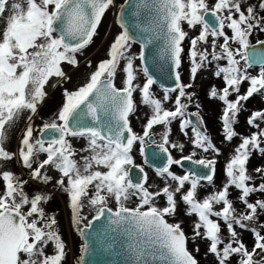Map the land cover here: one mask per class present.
Segmentation results:
<instances>
[{
  "label": "snow or ice",
  "instance_id": "obj_1",
  "mask_svg": "<svg viewBox=\"0 0 264 264\" xmlns=\"http://www.w3.org/2000/svg\"><path fill=\"white\" fill-rule=\"evenodd\" d=\"M112 9L119 31L105 58L95 66L85 58L89 71L82 82L66 87ZM257 34H264V0H0V264H66L69 250L58 213L47 207L58 194L66 198L70 228L81 238L75 264L117 244L123 264H201V243L210 264H264V166L252 173L248 168L254 154L264 158V109L247 117L250 134L241 136L234 127L245 102L264 98V39ZM149 53L174 78V87H164L161 97L153 91L157 79L147 66ZM185 56L188 83L180 71ZM254 65L255 75L249 72ZM209 67L222 84L212 85L207 95L222 103L223 139H240L219 187L220 149L201 131L200 112H188L196 76ZM57 88L60 106L35 125L50 90ZM134 94L149 110L141 132L130 120L138 110ZM174 121L191 145L190 154L179 159L170 149L184 153L185 144L170 139ZM157 126L163 129L159 143L153 139ZM14 129L20 135L10 151L6 145ZM74 141L84 143L77 148ZM149 144L159 149L154 160L166 156L155 168L160 184L149 183L134 158L135 151L144 157ZM198 150L215 156L194 159ZM12 161L26 171L7 169ZM183 161L207 171L171 170ZM134 169L138 179L130 175ZM30 183L36 186L28 191ZM206 186L212 190L202 195ZM178 209L187 222L178 218ZM102 218L106 223L96 228ZM245 232L251 234L250 246Z\"/></svg>",
  "mask_w": 264,
  "mask_h": 264
},
{
  "label": "rangeland",
  "instance_id": "obj_2",
  "mask_svg": "<svg viewBox=\"0 0 264 264\" xmlns=\"http://www.w3.org/2000/svg\"><path fill=\"white\" fill-rule=\"evenodd\" d=\"M118 31H119L118 25H116L114 23V20L108 19L107 15H106L103 18L102 23L98 29L99 34L96 36V38H94V43L91 45V46H93V45L95 46L94 47L95 50L92 51L91 53H89L90 55H87L86 52H88V51H85L83 53V55H81L79 57V59L81 61V67L78 71H76L73 74L72 81L69 84L65 85L66 87H69L74 82H76L78 84L82 82L83 74L86 71H89L86 67L85 58L92 60L93 66H95V64L98 60L105 58L106 49H107L109 43L111 42L112 38L118 33ZM189 33H190V35L196 34V32H192L191 30H189ZM257 35H258L259 39H264V34H257ZM251 39H252V43H255L256 37H253ZM184 47L187 50V48H188V42L187 41H185ZM90 48L88 50H90ZM132 51H135V48H133ZM241 63L243 64L244 62L241 61ZM258 70H259V67H253V68L249 69V72H251V74L255 75L258 72ZM180 71H181L182 81L185 83H188L189 82V63H188L186 56L184 58V62L182 64ZM140 78L143 79L142 76H140ZM118 82L120 83V77L119 76H118ZM212 85H216L217 87L222 86L221 81L212 75V68L209 67V68L202 69L197 74L193 88L190 90V91L196 92V94L199 93L200 97H199V99H196V96H195L193 103L189 107L193 108V110H195L196 112L197 111L200 112V115H202V117L204 119V124L206 127L207 135L211 138L212 142L216 145V147L220 149V155L219 156H215V154L211 153V152L202 153V152H199V150H198V156L194 157V159H197V158H200L201 156H206L207 158H213L215 156V158L217 160V165H216L217 171H216V176H215V184L217 187H219L222 184V182H224L226 179L224 176V171H223L224 165L227 162V159L233 154V150H234L235 146H237L240 143V139H239V137H237V138H234L233 141H231V142L225 141L223 139L222 125H221V122L219 119V117L221 115L222 103L217 101V100L210 99L207 95V92ZM247 86H248L247 83H245L241 86V92L242 93L246 90ZM57 95H61V91L59 88H57L55 90H50L49 98L47 99L44 107L40 109L39 115L35 118L36 122L41 123V121L46 120V118H47L46 116L50 113V111H51L50 109H52V105L54 104L53 102L56 101L54 96H57ZM161 96L162 95H157V97H161ZM196 103L200 104L199 110L195 107ZM137 104H138V110H137L138 117H136V124H135L136 128H135V130L137 132H141L142 131V125L146 122L145 117H144V113L148 112L149 110L146 107H144L143 105L139 104V97L138 96H137ZM165 107H171V102H167L165 104ZM261 109H264V98H262L259 95H255L254 97L250 98L249 101L245 102V110H243L239 114V117H238L239 122L234 126L235 130L238 133H240L241 136L248 135V134H250L251 131H254V129H251L247 125L246 120H247V117L250 115L251 111L261 110ZM50 116H49V118H50ZM171 127H172V133H171V137H170L171 141L176 142V143H184L185 144V152L184 153L179 152V150H177V149H170L172 155L175 158L179 159V157H181L182 155L190 154L191 145L188 143V138L185 137L179 131L178 121H174L172 123ZM162 131H163L162 126H157L154 129L155 135L153 136V138L156 141V143H159L161 141ZM186 131H188L189 136L192 135L190 128L186 129ZM14 132H16V129H15V131L12 130L9 133L10 138H9V142L6 145V147L10 151H15L17 148L16 140H15V143L13 142L15 139V133ZM83 143L84 142L81 141L80 147L83 145ZM77 148H79V147H77ZM253 157L254 156H252L251 158H253ZM261 159H262V157H261ZM176 167H177V165H173L172 169H175ZM6 168L9 170L13 169L14 171L18 172V174L26 171V170L22 169L20 166H18L15 161H12L11 163L7 164ZM248 168H249V172L252 173L254 170V167H252V165H250V161L248 164ZM172 171H174V170H172ZM145 172L147 173V170H145ZM176 173L179 174L178 172H176ZM181 174H184V172H182ZM148 177H149V183H153V182L156 184L161 183L160 179L152 171L148 172ZM25 178H27V177L25 176ZM35 186H36L35 184L30 183V185L27 187H28V189L31 190ZM211 190H212L211 186H206L201 194L203 195L204 193L209 192ZM235 195H236V193L233 192V197H235ZM65 200H66V198L63 195L58 194L52 199V201H50V203L47 207L50 211L54 210L56 208H59L60 211H62L64 213L65 212L69 213V210L65 207ZM160 203L162 204L163 200H161ZM180 215H183V211L178 209V218L180 217ZM66 218H67V215L63 214L62 219L65 220ZM262 220H264V218H262ZM186 230H189L187 228V226H186ZM243 238H244L245 242L250 246L252 243L251 234L248 232H245L243 234ZM200 248H203V247L200 245ZM197 255L199 256V254H197ZM198 258L201 261V264H210L211 258L204 259L201 256Z\"/></svg>",
  "mask_w": 264,
  "mask_h": 264
},
{
  "label": "flooded vegetation",
  "instance_id": "obj_3",
  "mask_svg": "<svg viewBox=\"0 0 264 264\" xmlns=\"http://www.w3.org/2000/svg\"><path fill=\"white\" fill-rule=\"evenodd\" d=\"M124 0H117V4H121L123 3ZM127 7V6H126ZM107 15L108 19H112V20H115V15H116V9H112L110 10L108 13L105 14V16ZM126 15H127V11H126ZM96 38V37H95ZM91 47V48H90ZM90 50L86 49L85 51H88L86 52L87 55H90L89 53H91L92 51L95 50V46H90ZM133 48H135V51H133L134 53H138V50H139V45H134ZM137 64H139V61L136 62ZM253 67H259V66H253ZM140 76H142V74H140ZM142 80V79H141ZM116 83L118 86H120V83L118 82V77H117V80H116ZM78 83L74 82L73 84H71L69 86V88L71 87H74L75 85H77ZM153 91L155 94L157 95H162L163 94V88L157 84L153 85ZM175 94H173L174 96ZM198 96V99H199V93L196 94ZM58 96V97H57ZM57 96H54L55 98V102H53L54 104L52 105V109H50V113L46 116V120L49 119V116L54 113L56 111V109L60 106L61 104V101H62V97L61 95H57ZM134 96L136 97V101H137V96L138 94H134ZM197 99V98H196ZM188 112H196L195 110H193V108H188ZM202 116V115H201ZM136 117H138L137 115V112L135 113V115L133 116H130V120H131V123H132V126L135 130L136 128ZM45 120V121H46ZM204 120V119H203ZM43 121H41L42 123ZM41 123H38L35 121V125H40ZM20 128L23 127V122L21 121L20 125H19ZM204 128H205V131L206 132V127H205V124H204ZM15 131V129H14ZM15 133V139H14V143H15V140H16V144L18 145V139L17 137L20 135L19 131L16 129V132ZM10 138V136H9ZM12 143V142H11ZM80 143L81 141H74V146L76 147H80ZM156 147V144H152ZM157 148V147H156ZM180 158V157H179ZM143 162L144 164L142 165L144 167L145 170H147V174L149 171H152L155 173V169L150 167L148 164L145 163L144 161V158H143ZM18 165V164H17ZM19 166V165H18ZM183 170V169H182ZM15 173L18 174V172L14 171L13 169L11 170ZM183 172L185 173L186 171L183 170ZM204 183V182H202ZM27 190L28 191H31L30 189H28L27 187ZM51 211H54L56 213H58V218H59V222H60V227H61V231H62V234H63V239L65 240L66 244H67V248H68V256H67V260H66V264H75V259L74 257L78 256L80 253H79V246L81 244V238L70 228V225H69V213H64L62 211L59 210V208H56L54 210H51ZM65 214L67 215V218L65 220L62 219V215ZM180 219H184L186 222H187V219L186 217H184V215H180L179 217ZM103 219H106V218H102ZM194 219V217H193ZM106 222H102L100 221L99 223H96V228L97 226L99 225V227H101L103 224H105ZM186 226H187V223H186ZM187 231V230H186ZM203 248H200V253L199 256L197 255V258L198 257H203L204 259L206 258H211V257H205L204 256V251H205V245L203 243L200 244ZM189 247L191 248V243L189 244ZM114 250V249H112ZM100 255H104L105 257L107 256V250H100V251H95V252H92L90 255L86 256L85 257V261H86V264H99L98 262L95 261V258L97 260V257L100 256ZM199 259V258H198Z\"/></svg>",
  "mask_w": 264,
  "mask_h": 264
},
{
  "label": "water",
  "instance_id": "obj_4",
  "mask_svg": "<svg viewBox=\"0 0 264 264\" xmlns=\"http://www.w3.org/2000/svg\"><path fill=\"white\" fill-rule=\"evenodd\" d=\"M127 13L131 11V7L127 6L126 7ZM255 44V43H253ZM257 49L259 50V46H256ZM148 68L151 74L154 75V77L157 79V85L161 86L162 88L164 87H174V78L171 76L170 69H165L164 71H161L155 64L151 62V53H149V63H148ZM258 66V65H254ZM189 113H194V112H189ZM193 123H196V117L191 116L189 117ZM201 131H205L204 126L201 128ZM154 139V138H153ZM159 149L156 148L154 145L149 144L146 146L145 149V159L147 160V163L150 167L152 168H157V167H162L164 163H166V156L164 154H160V159L154 160L153 159V152H158ZM181 169L185 171H207L206 169H201L200 166L193 164L191 161H183V166H179ZM130 175L138 179L140 177V173L138 169H134ZM102 222H106V219L101 220ZM99 223V222H97ZM104 225V224H103ZM97 228H100L99 225ZM114 249V250H112ZM121 250L119 249L118 244L114 245L113 248L107 249V256L105 257L104 255H100L97 257V260L95 258V261L98 262L99 264H123L125 257L124 255L120 254Z\"/></svg>",
  "mask_w": 264,
  "mask_h": 264
},
{
  "label": "trees",
  "instance_id": "obj_5",
  "mask_svg": "<svg viewBox=\"0 0 264 264\" xmlns=\"http://www.w3.org/2000/svg\"><path fill=\"white\" fill-rule=\"evenodd\" d=\"M195 96L198 99V96L197 95H195ZM253 156L254 157L250 159V165H252V167L255 168L257 166H264V158L261 159V157H260L259 154H254ZM134 158H135L136 163H138L140 165H143L144 164L143 157H141L139 155V152L138 151H135L134 152ZM172 170H174L175 172H178L179 174H181L183 172L178 166L175 169H172ZM257 198H260V197H257Z\"/></svg>",
  "mask_w": 264,
  "mask_h": 264
}]
</instances>
